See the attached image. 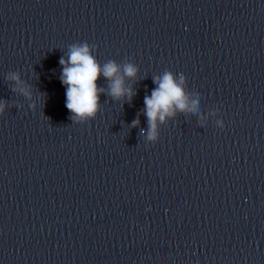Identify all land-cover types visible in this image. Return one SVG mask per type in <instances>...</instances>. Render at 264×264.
I'll return each mask as SVG.
<instances>
[{"label":"clouds","instance_id":"1","mask_svg":"<svg viewBox=\"0 0 264 264\" xmlns=\"http://www.w3.org/2000/svg\"><path fill=\"white\" fill-rule=\"evenodd\" d=\"M61 83L66 87V108L72 113L73 121H85L96 117L100 110V94L105 91L98 85L103 76L108 81V95L114 100L127 98L131 101L134 92L125 86V77L134 78L138 69L131 63L121 67L110 60L103 66L92 54L87 42L73 44L69 47L67 59L61 58ZM13 80L19 82V77L13 75ZM157 85L151 95L144 97V115L147 117L148 129L146 139L155 143L158 140V124L165 122L166 118L175 116L177 111L196 112L198 102L189 100L185 91V77L180 74L179 79L172 72L166 71L162 76L154 77ZM24 95H29L26 89H20ZM5 105L0 104V114L4 112ZM140 124L139 118L133 120L132 127ZM143 133V130H142Z\"/></svg>","mask_w":264,"mask_h":264}]
</instances>
